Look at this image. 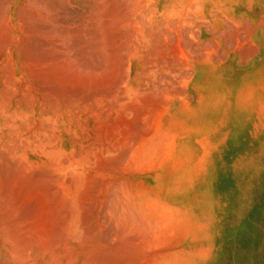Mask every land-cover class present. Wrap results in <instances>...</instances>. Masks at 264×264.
Here are the masks:
<instances>
[{
    "label": "bare ground",
    "instance_id": "bare-ground-1",
    "mask_svg": "<svg viewBox=\"0 0 264 264\" xmlns=\"http://www.w3.org/2000/svg\"><path fill=\"white\" fill-rule=\"evenodd\" d=\"M102 1H104V0H100L101 3H102ZM115 1H116V3L118 2V0H114V3H115ZM131 1H134V0H131ZM131 1H130L129 6L134 7L136 4L131 2ZM136 1H139V0H136ZM143 1H145V0H143ZM148 1L149 0H147V2L146 1L145 2L149 3ZM150 1L152 2L153 0H150ZM155 1H159V0H155ZM195 1H196V3H198L197 5H200V6L204 5L206 3V0H178V1L171 0V3L172 2L173 3L179 2V6L176 3V5L178 6V9L176 10V16L174 15L175 12L171 11L172 9L174 10V8H172V5H171V8L169 9L170 14L172 12V16L170 18H172L173 15L175 16L174 20L172 18L174 25L170 24L171 20L170 21L168 20L169 24L167 22L166 23L169 26L170 25L174 26V28L173 27L172 28L175 29L174 31L176 32L175 34L177 35V38H176L177 44H178L177 50H179V53H182V54H183V52H185V54H186V52L189 54V52L187 51L188 45H189L188 39H190V38L194 39L193 36H195V34H196L195 31L197 30V29L196 30L191 29V26L195 22L194 18H192V17H194L195 14L192 16L193 12H191L194 10V9H192V7H195V6H193L192 2H195ZM207 1H209V0H207ZM237 1H239V2H237ZM237 1L236 0H230V1H226V2H229L228 6L230 9L235 8V9L241 10L243 13H245L248 17L251 18V19H249V20H251V22L252 21L254 22L253 23V27H254L253 30L255 32H254V35H252V38L255 39V38L261 37L260 31H262V29L260 27H261V25L263 26V23H261V22L263 21L262 17H264V0H255V1H258L257 3L255 1L251 2V3H248V2L245 3L244 0L241 2H240V0H237ZM106 2H107V0H106ZM120 2H121V0H120ZM120 2H118V4ZM162 2H166V5L169 3V5H170V0H162ZM37 3H39V2H37ZM109 3L111 4L113 2H109ZM126 3H128V2H126ZM132 3H133V5H132ZM156 3H155V5H159L158 2H156ZM95 4H98V2H96ZM102 4L104 5V3H102ZM143 4L144 3H142V5ZM163 4H165V3H163ZM247 4H249V5L247 6ZM5 5H6V3H5ZM5 5H3V6H5ZM117 5H115V6L117 7ZM121 5H119V6L121 7ZM145 5H143V6H145ZM152 5L154 6V4H152ZM161 5H162V3H161ZM161 5L159 7H161V10H163L162 8H164V7H162ZM44 6H45V4H44ZM100 6H101V4H100ZM108 6H109V4H108ZM113 6H114V4H113ZM200 6H198V7H200ZM216 6H217V4H216ZM220 6L221 5H219V7ZM6 7H9L8 4ZM106 7H105V9H106ZM126 7L130 9V7H128V4ZM146 7H147V5H146ZM173 7H175V6H173ZM21 8L22 7H20V9ZM127 8L124 7L123 9H127ZM3 9H4V7H3ZM28 9H30V8H28ZM33 9H34V12H31L32 9H30L29 13L26 12V10H25L27 16H25V12L22 11L24 13L23 16H25L24 20H28L26 18H29L28 21H30V19H32L31 21L33 22L34 18L40 16L39 12H41V11L37 10L36 8H33ZM35 9H36V11H35ZM133 9H135V8H133ZM139 9H140V7L137 9V12L139 11ZM1 10L2 9H0V13H1ZM155 10L152 9V11H154L153 13L156 12ZM161 10L159 9V11H161ZM169 10H167V12H169ZM195 10L198 12L197 9H195ZM208 10H209V8H208ZM100 11H101V9H100ZM103 11H104V9L102 10V12ZM115 11H118V9ZM123 11H124V14H123ZM123 11L119 10L117 13L115 12L116 15L113 14V16L110 13L112 18H110V19L108 18L109 20H106L107 24H106L105 31H106L107 36L105 35V33H104V36H105V39H107V40L109 39L110 45H108V47L104 45L103 47L109 48V46H110L111 47L110 49H112V53L115 54L114 55L115 57L113 56V58H115V59H116V54L118 55L121 53L120 49L122 48V45L124 44V39L128 36V35L125 36L126 35L125 33H123L124 35H122L118 31L119 29L116 30V27H118V26H116L118 23V19L120 17H122L121 15L125 16L126 11L125 10H123ZM127 11L129 12L130 10L127 9ZM133 11L130 12L133 16L131 14H128V12H126L127 15H130L128 17L132 16L131 17L132 19H134L136 17L133 14L135 12H133ZM135 11H136V9H135ZM210 11H211V9H210ZM147 12H149V11H147ZM173 12H174V14H173ZM213 12H214V10H212V13ZM150 13H151V11H150ZM162 13L163 12H161V15H162ZM34 14H36L37 16L36 15L34 16ZM217 14H218V11H217ZM18 15L21 17V13ZM97 15H98V13H97ZM102 15L103 14H101V16ZM127 15L125 16L126 18H127ZM136 15H139V13L138 14L136 13ZM146 15H147V13H146ZM164 15H162V16H164ZM209 15H210V12H209ZM19 16H18V18L20 20L21 19L23 20V18H20ZM28 16H30L31 18ZM99 16H100V14L97 16L98 20L93 17L95 19V20L94 19L93 20L95 22L97 21L96 22L97 26H98L97 23H101V22H99V19L101 18V16L100 17ZM104 16L107 17L108 15L107 16L104 15ZM104 16H103V18H104ZM2 17L0 19H2ZM153 17H154V15H153ZM235 17H237V16H235ZM103 18H101L100 21ZM124 18L123 19L120 18L121 21L120 20L119 21L120 22H122V21L127 22L128 21V23L130 22L129 18L126 20H124ZM142 18H145V17L142 16ZM225 18H223V19H225ZM146 19L149 20L148 17ZM195 19H196V15H195ZM197 19H198V17H197ZM227 19H231V18L229 17ZM140 20L142 21V19H140ZM154 20H156V19H154ZM200 20H202V18ZM200 20H198V21H200ZM56 21H57V19H56ZM88 21H90V20H88ZM106 21H105V23H106ZM137 21L139 22V19ZM149 21H151V20H149ZM149 21L146 22L147 23L146 25H149V23H148ZM161 21L164 22V20H161ZM225 21H227V20L225 19ZM233 21H234V19H233ZM241 21L242 20H240L239 22H241ZM247 21H248V19H247ZM25 22H27V21H25ZM25 22L23 21V23H22V21H21L20 23L25 25L26 24ZM153 22L155 23V21H153ZM153 22H152V24H153ZM203 22H201V25L203 24ZM207 22H204V24ZM229 22H230V20H229ZM231 22H232V20H231ZM28 23H30V22H28ZM31 23L29 25L33 27V25H31ZM225 23H223V25ZM40 24L42 25V23H40ZM137 24H139V23H137ZM143 24L144 23H142V25ZM156 24H157V22H156ZM232 24H234V23L232 22ZM2 25H3V23H2ZM23 25H21V27ZM119 25H120V23H119ZM153 25L149 29V31H150V32H148L149 36H151V34L155 35L154 32H156L160 29V28L157 29L155 27L156 25L153 27ZM195 25H196V23H195ZM195 25H194V27H195ZM209 25H210V23H209ZM5 26H7V25L5 24ZM101 26H103V25H101ZM129 26H131V24H129ZM241 26H242V24L238 26L239 28L236 26H233V28L236 27L237 29L236 28L235 29L238 32V30H241V28L243 27V26L242 27ZM98 27H100V25ZM122 27H124V26H122ZM141 27L143 28V26H141ZM145 27H147V26H145ZM158 27H160V26L158 25ZM187 27H190V33H188V35L191 36L190 38H188L186 35H184L185 33H187L186 32ZM206 27H208V26H206ZM23 28H25V30L28 29L26 26H24ZM29 28L32 31L33 28H31V27H29ZM135 28H134V30H135ZM155 28H156V30H155ZM197 28H199V27H197ZM244 28H245V26H244ZM144 29H146V28H144ZM147 29H148V27H147ZM169 29L170 28L168 27L166 32ZM211 29L208 32H211ZM23 30L20 29V32H22ZM139 30H142V29L140 28ZM162 30H163V28L161 29V31ZM236 30L233 33H237ZM27 31H29V29ZM62 31H63V33L65 32L64 30H62ZM137 31H138V29H137ZM142 31H141V34L143 36ZM164 31H165V29H164ZM172 31L173 30L171 29V32L168 31L166 34H171ZM192 31H194L193 32L194 35L192 34ZM60 32H58V33H60ZM93 32L95 33V31H93ZM100 32H103V31H100ZM3 33H4V31H3ZM7 33H8V30H7ZM29 33H31V32H29ZM63 33H60V34L63 35ZM70 33H68L66 35H69ZM139 33H140V31H139ZM198 33H199V31L197 32V35H198ZM84 34H86V33H84ZM127 34H129V31ZM130 34L132 35V32ZM133 34H135V33H133ZM247 34L249 35V32ZM4 35H6V33ZM47 35H49V34H47ZM102 35H103V33H102ZM240 35L241 34L239 33V36ZM132 36L134 37V35H132ZM149 36H147V37L149 38ZM1 37H0V41L4 42V38H6L7 36L6 37L3 36V38H1ZM62 37H64V39L67 38V37L65 38V34L63 36H61V39H62ZM140 37H141V35H140ZM143 37H142L143 39L146 38L145 34ZM154 37H156V35ZM157 37H159V36H157ZM167 37H169V36H167ZM170 37L173 38V36H170ZM241 37H243V36H241ZM28 38H30V37H28ZM46 38H47V36H46ZM58 38H60V37H58ZM78 38H79V36H78ZM136 38H137V36H136ZM138 38H139V36H138ZM138 38H137V40H138ZM32 39H34V38H32ZM101 39L99 38V41ZM140 39L141 38H139V40ZM150 39L153 41L154 40L156 41L157 38H155V39L150 38ZM20 40H22V39L20 38ZM51 40H52V38H51ZM129 40H130V38H129ZM151 40L148 42L150 43ZM158 40H159V42H161L160 40H162V39L160 38ZM158 40H157V42H158ZM102 41H105V40H101V43H102ZM193 41H191V43ZM201 41H203V40H200V43L202 44ZM23 42H24V40H23ZM148 42H145V43L147 44ZM157 42H155L156 45L159 44ZM4 43H6L4 45H7V47L8 46H14V53L16 54V57H15L16 61H14L15 68H13V73L11 72V74H13V77H12L13 80L10 79V77H9L10 74L8 75L7 73H5L3 75V73H2V75L4 77L2 76L1 79H4V81L3 80L0 81V161L5 159V161H2V162H5V164H6L5 167H9L8 168L9 171H7V172L4 171V172L7 173L5 175L10 174L12 176V179L9 177L10 175L8 176L10 178L9 179L10 180V182H9L10 186L16 185L15 187L17 189V186H19V184L18 185L15 184L16 182H18L20 184L23 183V185H24V183L29 184L35 191V193L33 195H31V197L32 196L34 197L35 194L38 193L39 200L36 203V205H37L36 207H39V208L36 210H39V211L43 210L42 216L38 215L40 217V220H38L39 218L36 217L37 212L35 210L36 214L34 217L37 218V220L39 221V222L37 221L38 223L35 220H33V221H30L31 225H29V223H27L28 221L25 219L26 221L25 220L24 221L29 226L25 225L24 228L22 229V231H21V228H19L20 230H17L18 228L17 229L13 228V225H11V224H14L13 222H11V224L8 225L6 227V229H4L5 225L3 226L4 228L2 227L5 231H4V235H1L3 231L2 232L0 231V235L2 237H4L1 240L5 239L6 242H8V241L11 242V245H10V243H8L10 245V246H8V248H3V249H7V255L9 256V258L12 259L13 262L14 261L15 262L18 261L19 263L21 262L20 264H22V262L25 264H164L163 260L165 261V264H206V259H208L210 257V255L213 254L212 250H214L212 245H210V244H209V246L204 245L206 243V239H207L206 231L208 230L206 228V222L204 223V228L196 227V228L190 229L191 233L193 234L190 241L199 242L200 245L202 246V248L201 247L198 248L199 251L198 250L197 251L189 250L190 247L187 248L188 247L187 246L186 250L178 251L177 255L174 256L173 259L167 260L166 258H168L171 249L174 248L173 246H172L173 248H171V245L173 242L172 243L170 242L171 244L169 243V246H167V243L165 244V242H163L167 247L166 250L159 249V242H160V239L162 236V231H164V227L168 226V225L166 226L167 223L174 224L177 227V229H175V227L173 226V229L175 231H177L179 233L184 232V234H186V232L182 229V227L178 226V225L181 226V223L184 225V223H183L184 220H183L182 214H183V212H186V210L188 208V204L191 205V203L188 200L189 197L185 196V191H183V189H182V192H180V194H179L182 199L176 200L177 203H175L174 200L168 201V199L157 195L156 192H154V194L156 196L151 195V194L147 193V190L145 188L149 187V185H146V183L150 184V180L153 179L152 175L154 174V172H158L162 169V171L164 173L163 175L167 176L166 172L170 171V170H168V171L164 172L165 167H167V164H168L167 161H164L161 164H159V163L155 164L157 158H159L161 160L160 153H159L160 149H162L163 147H166V150L168 152L166 151L167 157H165V159L166 160L168 158L173 159V158H175L177 153H179V150L184 151V149H186L187 147L190 146L189 145V146L185 147V145L191 144V140H194L196 142L197 146H194V147L197 148L198 151H200V155H199L197 161L194 162L191 166V169L193 170V174L191 175V179H192V181L194 180V182L197 184V188L199 190V197H204V195L206 194V189L217 188V187H215V183L217 182V177H218L220 169L217 167L218 166V161H217L218 158L216 159V156H217L218 152L220 153V151L223 150L225 148V146L228 144L230 134H231L230 132H228L229 130H227V132H224V130H222L220 128L221 123H222L221 111H218L217 105L221 104V102H222V100H220V97L222 94L221 93L222 88H221V90H220V88H218L219 92L213 96V101H211V105H210V106H212V105L213 106L211 107L207 116H205V117L209 116L208 119H210L209 121L211 123L210 122H208V123L207 122H203V123L197 122L198 124L196 123L197 125L194 126V127H196L195 134H193L194 133L193 131H190V127L189 128L187 127L189 124V121H188V123L181 122L180 121L182 119L181 115H178L176 113L170 115V116H173V119H175V122L177 124V127L175 129L167 130L166 129V127H167L166 120H164V117H162L163 118L162 122L159 121L158 119H156L157 122L159 121L161 125L156 126L157 128H160V131L155 132V129L153 130L149 126V124H151L149 122L153 121V119L155 118L154 116H156V114H154V113H156V111H154V113L150 114L151 113L150 110H152L151 107L153 106L152 105V106H149L150 110L147 109V110H149L150 113L148 111H146V113L144 112V114H140L138 116L139 121H138V118H136L137 119L136 121H138L137 123H130L129 122L130 123L129 124L128 121H125V120L123 121V123L121 124L122 128H120L122 132L120 131L121 133H119V135L122 134V135H120L121 137L118 138L117 142L114 141V142L108 143V146H109V144L113 145L116 143L115 145L117 146V144H118V147L121 148V150H119L116 147H114V148H116V150H119L121 152L116 151L117 156L114 155L115 153L113 152V155L116 157L114 158L113 156H110V157L114 158V159L112 158V161H110L111 160L110 159L109 160L110 162L99 161L97 163V161L99 159V157H98V159L96 160V163L91 161L92 163L95 164L94 166L93 165L89 166L90 163H89V165L86 164V163H88L87 161H85L86 163L82 162L83 164L80 165L82 160L79 159L80 153L76 152V150H79V149H81V150L88 149L89 150V148H84V147H85V145L88 146V142H90V140L92 139L91 137H93V135H95L94 133H95L96 129H98L96 126L94 127V125L96 124L95 121H93L92 119H91V121L87 120V119H90L89 117L87 119H85L88 115L86 117H83V113L90 114L91 110L94 112L98 108H95V110H93V107H92V109L88 113L87 110H86L87 112L85 111V106H87L88 104L93 102V101H90V98H92V97H96L97 95L100 96L104 93L105 94L110 93L111 95L114 94L113 90H114L116 84L117 83L119 84L118 81H122L123 79L126 78V76L124 77L125 73L123 71V68L126 65V62H127L126 59L127 58L125 59L124 56L118 55L117 58L120 56V58H118L119 60L116 61L118 64H114L115 59H114V62L112 61L114 64L113 69H114L115 65H118V66H115V67H117L115 69L117 71L114 70L115 74H114V72H112V74H114V76L112 75L113 78H112L111 74H110L111 77L108 76L111 78V79L109 78V80L107 78L106 80L103 79L102 81H96V82L91 81L92 83H88V82L83 83L81 80H80L81 82H79V80L76 79L74 81L72 80L73 82H67V81L62 80V77L60 76L61 74L59 75L58 73H54L56 69H58V71L61 70V69H59L60 66L58 68L56 67L54 72H52L54 68L53 69L43 68V66L47 65L45 63H44V65L43 64L40 65L41 63L38 64V66L40 65L42 67L41 68L40 66L39 67L37 66L38 69L26 66L28 63H26V65H25V63H21V65H17V60H19V45L20 44L17 42V40H14V39L12 40L11 38H9V39L7 38V41L5 39ZM101 43L99 45H101ZM134 43L135 42L132 43L133 49L135 46ZM143 43L144 42L142 41V44L141 43L140 44L143 45ZM175 43H176V41H175ZM33 44H34V42H33ZM53 44H55V46L58 45L57 43H53ZM151 44H152V42H151ZM22 45L20 47H22ZM50 45H52V44H50ZM97 45H98V43H97ZM156 45H154V46L152 45L153 48L157 47ZM59 46L61 49V47H62L61 44H59ZM59 46H56V47L58 48ZM152 46L150 45L149 47L152 48ZM174 46H176V45H174ZM192 46H193V44H191V46H189V47L191 48ZM203 46H205V45H203ZM63 47H64V45H63ZM103 47H102V49H103ZM143 47H144V45H143ZM25 48L27 49L30 47H25ZM137 48L138 47L135 46L136 51H137ZM229 48H231V47H229ZM21 49H23V48H21ZM42 49H43V47H42ZM56 49H53L50 51H56L57 52L58 50H56ZM63 49L59 50V51H63ZM99 49H101V48H99ZM171 49H172V47H171ZM171 49L169 48V50H171ZM45 50L46 49H44V51ZM105 50H106V48H105ZM139 50L137 52H139ZM35 51L38 52V50H35ZM59 51L57 52L58 53L57 59H58V57L59 58L61 57L59 55H62L59 53ZM81 51H83V50L81 49ZM103 51L101 50V52H103ZM107 51H109V50H107ZM172 51L176 52V50H172ZM49 52H47L48 55H47V53H46V55L45 54L44 55L49 57L50 53H52V52H50V53ZM104 52L101 54H104ZM133 52H135V50H133ZM21 53H23V52H21ZM243 53H245V52H243ZM54 54H56V53L54 52L52 55L54 56ZM133 54H135V53H133ZM137 54H139V53H137ZM151 54H152V52H151ZM171 54H172V52H171ZM188 54H186L187 59L189 57ZM25 55H26V53H25ZM173 55H174V53H173ZM45 56H43V57L45 58ZM164 56L165 55L163 54V57ZM10 57L11 56H8V58H10ZM32 57H33V60L36 61L37 56H35V59H34V56H32ZM125 57H127V54ZM166 57H167V55H166ZM175 57L176 58L178 57L179 59H176ZM175 57H174V59H176L180 62L181 60H183L185 55L183 56L182 59H180L181 57H179L178 55ZM0 58H1V55H0ZM10 59H9V61H10ZM37 59H39V58L37 57ZM46 59H48V58H46ZM53 59H55V57H53ZM174 59H172V60L175 61ZM187 59L184 58V60L186 62H187ZM42 60H43V62L46 61V60L44 61V59H42ZM9 61L7 60V62H9ZM54 61H56V60H53V62ZM62 61H63V59H62ZM64 61H66V60H64ZM185 61H182V62H184L183 65L180 63L181 67L187 66V65H185L186 64ZM50 62H52V60ZM58 62H60V61H58ZM4 63L1 64V61H0V64L2 66L4 65ZM66 63L68 64L69 62H66ZM175 63L177 65L178 62H175ZM202 63H205V60H203ZM129 64H130V62H129ZM157 64H158V61H157ZM230 64H231V62H230ZM51 65L53 66V63H51ZM128 65H127V67H129ZM154 65H155V63H154ZM174 65L175 64H173V66ZM4 66H3V71H4ZM62 66H61V68H63ZM65 66H68V65H65ZM180 66L178 67L179 68L178 72H180L182 70V69L180 70ZM33 67H35V65H33ZM97 68H98V66H97ZM170 68H167V69L170 71ZM172 68H171V70H172ZM175 68H177V66L174 67V70H175ZM182 68L186 69V67H182ZM42 69H44V70H42ZM68 69H69V67H68ZM99 69H102V68H99ZM87 70H89V69H87ZM166 70H164V71L166 72ZM174 70H172V71H174ZM176 70L174 71V73L177 72ZM187 70H188V66H187ZM0 71H1V69H0ZM3 71H1V72H3ZM126 71H128V70H126ZM172 71H170V72H172ZM194 71L197 72V70H195V69H194ZM8 72H9V69H8ZM64 72H66V71H64ZM229 72H230V70H229ZM69 73H70V71H69ZM96 74H97V72H96ZM129 74H130V72H129ZM134 74H135V72H134ZM172 74L173 73H171L169 75H172ZM226 74H228V72H226ZM133 75H132V77H135ZM137 75H139V74H137ZM146 75L145 76L143 75V77H146ZM179 75H180V73H179ZM196 75L198 76V74H196ZM199 75H200V73H199ZM189 76H190V74H189ZM0 77H1V75H0ZM195 78L196 77H193V75H192V76L188 77V79L187 78L181 79V81H183V80L186 81L187 86L195 85V84L199 85V83L202 84L201 85L202 90H200L201 91L200 96L212 99V96H209L207 86L204 87V84L201 82L202 79L200 78L197 82L196 81L194 82ZM161 82H162V80H161ZM161 82H160V84H161ZM149 83H150V81H149ZM183 83L184 82H182V84ZM128 85H130V83ZM131 85H132V83H131ZM179 85H180V87L182 86L180 83V80H179ZM127 87H129V86H126V88ZM153 87H152V89H153ZM186 87H184V90ZM126 90H124V92ZM137 90L138 89H136L135 93L133 92L132 94L133 95L136 94ZM150 90H151V88H150ZM184 90L182 93L184 95H186V93H184ZM112 91H113V93H111ZM128 91L130 92L131 90L129 89ZM128 91H126V93H125L126 95L130 94ZM132 91H134V90H132ZM156 91L157 90H155V92ZM161 91L163 92V90H161ZM166 92L168 95L169 91L166 90L165 93ZM182 93L180 92L179 95H182ZM115 94H116V92H115ZM164 94L162 96H165ZM174 94H175V92H174ZM111 95L110 96L108 95V98L112 97ZM119 95L122 96L123 93H119ZM119 95H117V96H119ZM126 95H123V96H126ZM169 95H172V96L170 97ZM169 95L168 96L170 98L174 99L173 93L169 92ZM175 95H177V94H175ZM106 96H107V94L103 95V98H105ZM123 96H122V98H123ZM135 96L137 97V94ZM156 96H157V94H156ZM130 97H134V96H129V99L127 98V100H130V102H131ZM187 97L188 96H186V98H184V99H186V100L190 99V98L187 99ZM108 98H107V101L109 100ZM122 98H121V100H119V99L118 100L123 102ZM114 99H115V97H114ZM137 99H139V98H137ZM110 100H111V98H110ZM118 100H115L116 102L115 101L114 102L117 103ZM125 100H126V98L124 99V101ZM170 100L167 97V99H163V101H161V99L158 101L159 102L161 101L160 102L161 104H162V102L165 104V103L169 102ZM181 100L183 101V99H181ZM111 101H113V100H111ZM134 101H135V99H134ZM148 101H150V100H148ZM158 101L156 102L157 106L159 103ZM104 102H106V100ZM104 102H103V104H105ZM130 102H128V103H130ZM137 102H139V100ZM188 102L189 101H187V103ZM106 103H109V102H106ZM132 103H133V101H132ZM122 105H123V103H122ZM154 105H155V103H154ZM181 105H184V103L182 102ZM82 106H84L83 113L80 110L79 111L81 113H79V114H77L78 112L76 114H75V112L74 113L70 112L71 108L77 107V109H79V108H82ZM127 106H128V104H127ZM131 106L134 108L135 107L134 103H133V105L130 104V108H131ZM144 106H145V104H144ZM94 107H95V105H94ZM110 107H112V106H110ZM154 107H156V106H154ZM166 107H164L162 110H164ZM90 108H88V109H90ZM157 108H159V107H156L155 109H157ZM100 109H98V110H100ZM104 109H102V110H104ZM111 109H109V110H111ZM140 109H142V108H140ZM159 109H161V108H159ZM159 109H157L158 114L160 111ZM167 109H169V108L167 107ZM115 110H116V108H115ZM113 111L114 110H112V112ZM126 111H127V109H126ZM130 111H131V109H130ZM105 112H107V111H105ZM114 112L116 113V111H114ZM147 112L149 114H147ZM117 113H119V112H117ZM122 113H123V110H122ZM160 113H161V111H160ZM132 114H134V113H132ZM164 114H166V113L164 112ZM164 114H162V116H164ZM85 115L86 114H84V116ZM118 115H120V113ZM122 115L120 117H122ZM91 116H94L93 113H91ZM108 120H109V118H108ZM122 120H123V118H122ZM105 121H107V120H105ZM117 121L119 122V119ZM136 121L134 120L133 122H136ZM178 121H180V122L178 123ZM92 123L93 124L95 123V124L93 125ZM102 123H103V121H102ZM145 124L148 125V128H150V129H148L147 126H145L146 127L145 128L144 127ZM101 125L102 126H100V125L99 126L103 127V124H101ZM111 125H113V123ZM151 126H153V125H151ZM156 127H154V128H156ZM94 128H96V129H94ZM157 128H156V131H157ZM99 129H101V128H99ZM107 129H111V128L108 127ZM116 130H113L111 132L115 133ZM97 131H96V133L98 134ZM106 131H108V130H106ZM109 132H110V130H109ZM109 132L106 134V136L108 135L107 139L110 141V139H113V138L111 136V138L109 139V136L112 135V133H110V135H109ZM102 133L100 132L99 136ZM104 133H105V131H104ZM116 133H118V132H116ZM97 138H99V137L97 136ZM97 138L95 137L94 139H96L98 141ZM100 138H99V140L102 141L103 139H100ZM97 141H94L97 143L95 146L98 145V147L100 149L102 147H104L103 144H105V142L102 143V147H101L100 142L98 141L100 144L99 145ZM94 142H91V143L94 144ZM107 142H106V144H107ZM191 145H193V144H191ZM108 146H106L107 150H108ZM113 146H112V148L110 147L111 150H109V151H112V149H114ZM103 149H106V148L104 147ZM97 150H98V148H97ZM86 151L84 150L83 153H85ZM100 151H102L101 155H102V153L106 152V150L105 151L100 150ZM162 152H164V151H162ZM89 153H91V152H89ZM106 153H109V152L107 151ZM95 154H96V152L93 153L92 156ZM99 155H95V157L97 158V156H99ZM87 156H89V155H86V157ZM82 157H81V159H84ZM85 160H89V158H87V159L85 158ZM90 160H93V158L92 159L90 158ZM90 160H89V162H90ZM101 160H105V159L101 158ZM162 160H164V158H162ZM11 163H13V164H11ZM84 164H86V166ZM145 165H147V166H145ZM182 165L183 164H179V166H182ZM148 169H150V170H148ZM4 170H6V168H4ZM0 171H1V169H0ZM34 174L35 175L37 174L38 176H35ZM213 176L216 178L215 183H214L215 179L213 180ZM156 177L158 178L157 174L155 173V178ZM5 178H6V176H5ZM3 179H4V177L1 178V180H3ZM6 180H7V178H6ZM161 180H163V179L161 178ZM164 180H165V178H164ZM164 180H163V182H164ZM23 185L18 187V189H17L18 193L20 192L18 190H20V188ZM51 185L53 188H51ZM30 186H29V188L31 189ZM1 187L4 188L2 185H1ZM23 188H25V186ZM29 188L27 186V188H25V189H28L29 194H31L32 192L29 190ZM7 189H9V188H7ZM10 190H11V188H10ZM21 190H24V189H21ZM1 191L4 192L5 189L1 190ZM24 191H22L23 196L25 193ZM5 192H8L9 194L11 193L9 190L5 191ZM28 192H26V193H28ZM12 193H13V191H12ZM9 194H8V197H9ZM29 194H27L28 197H27V195H25L24 198L25 199L29 198V196H30ZM12 195H14V194H12ZM23 196H22V198H23ZM36 196H37V194H36ZM6 198H7V195H6ZM11 198H14V197H11ZM18 198H20V202H21V200L22 201L25 200L24 198L21 199V194H20V197L18 195ZM3 200H4V198H3ZM35 200H36V198H35ZM29 201H30V199L28 200V202ZM5 202H7V201H5ZM26 203L27 202H25L23 204H26ZM0 206H1L2 210L5 207V205L2 204L1 201H0ZM29 206H31V205H28V207ZM16 207H17V205H16ZM23 208H25V207L23 206ZM4 209H6V208H4ZM10 212H7V213L10 214ZM12 212H13V210H12ZM14 212H15V210H14ZM20 213L22 214V212H20ZM29 213H30V211H29ZM166 213L169 216V218H168V216L166 217V215H165ZM1 214H2V212H1ZM13 214H15V213H13ZM32 215H34L33 212L31 215L29 214L28 216L31 217ZM11 216H14V215H11ZM76 216L77 217L79 216L78 221H77ZM30 217H29V220H30ZM34 217L31 219H35ZM9 218H13V217H9ZM16 218H18V215ZM2 220H5V219H2ZM193 220H194V217H193ZM195 221H196V219H195ZM19 222L22 223V221H20V220H19ZM9 223H6V224H9ZM209 224H210V234H211L212 230H213V225L210 221L207 222V225H209ZM1 225H3V224H1ZM14 227H15V224H14ZM16 227H18V226H16ZM19 227H21V225ZM2 228H0V229H2ZM200 229H202V230H200ZM196 230H199L200 234L197 235L195 233ZM171 233H172V230L170 231V229H169V230H167V232L163 233V236L164 237L167 236V238H170ZM182 235H183V233H182ZM1 244H3V243L1 242ZM154 245H156V247L152 248V246H154ZM146 246H151V249H149V251H147L145 249ZM160 247L162 248V245ZM178 256L183 257L180 262L176 261L177 260L176 258ZM39 260H42V262L40 263ZM5 263L9 264L7 262H5ZM5 263H3V264H5Z\"/></svg>",
    "mask_w": 264,
    "mask_h": 264
},
{
    "label": "rangeland",
    "instance_id": "rangeland-1",
    "mask_svg": "<svg viewBox=\"0 0 264 264\" xmlns=\"http://www.w3.org/2000/svg\"><path fill=\"white\" fill-rule=\"evenodd\" d=\"M36 1L39 3H37ZM130 1L131 0H128V1L127 0H121V2H120V0H118V2H120L118 4V2L116 3V1L114 3V0H112V1L107 0V2H106V0H104V1H102V3H104V5H103L100 2V0H98V1L97 0H58V1L57 0H52V1L51 0H0V9H2L1 13H0V18L3 15L5 16V17L3 16L4 18L2 17V19H0L1 20L0 21L1 22L0 28L1 29L3 28L2 30L0 29L1 30L0 31V37L2 36L1 38H3V36H5V37L7 36L6 38H4V42H5V39L7 41V38L8 39L11 38L12 40L13 39L17 40V42L20 44L19 45V60H17V65H21V63H25V65H26V63H28L26 66H29L31 68H37L38 64L41 63L40 65H42V64L44 65V63H45L47 65L43 66V68H45V69H47V68L53 69L54 68L52 72H54L56 67L58 68L60 66L59 69H61V70L58 71V69H56L54 73H58L59 75L61 74L60 76L62 77V80L67 81V82H73L76 79L79 80V82L82 81L83 83H86V82L92 83V82H96V81H102L103 79L106 80L107 78L109 80V78L112 75L114 76V74H115L114 70L117 68L115 66H118V65H115L114 69H113V65L118 64L116 62L117 60H119L118 58H120V56H124L125 59L127 58L126 59V61H127L126 65L123 68L124 73L125 74L127 73L126 75L123 73L124 77L126 76L127 79L125 78L122 81H118L119 84L118 83H117L118 85L116 84V86L113 90L114 91L113 95H111L110 93L109 94L106 93L107 94L106 97L108 98V95L109 96L111 95L112 97H110V98L113 101H111L110 98H108L109 99L108 101H107L106 97H105L106 99L103 98V95H106L105 93L100 95V96L97 95L96 97L90 98V101H93V102H91L92 104L89 102L91 105L88 104L87 106H85V111L87 110L89 113L90 110L92 109V107H93V110H95V108H98V109L101 108L100 110L96 109L94 111L95 113L91 110V113H93L94 116H91V113L90 114L83 113L84 106H82V108H79V109H77V107H73L70 109L71 113L75 112V114H76L78 112L77 114H79L82 112L83 117H86L88 115L85 119H87L89 117L90 119H87V120L91 121V119H92L93 121H95L96 124L95 123H94L95 125L93 123L92 124L94 125V127L96 126L98 128V129L94 128V129H96V131L98 130L97 131L98 134L94 130L95 135H93V137L97 138V136H98L99 138L101 137L100 139L104 140V141L102 140L103 141L102 142L101 140H99V138H97L101 144V147H102V143L105 142V144H103V145L106 149H103L104 147H102L100 149L98 147V145L95 146L97 143L94 141H97V140L94 139L93 137H91L92 139L90 140V142H88V146L85 145V147H84V148H89V150L84 149L85 151L87 150L85 153H83L84 150H81V149L76 150V152L80 153L79 159L82 160L80 165L83 164L82 162L86 163L85 161H87L88 163H86V164L89 165V163H90L89 166H92V165L94 166L95 165L94 163H96V160L98 159V157L100 160L98 159L97 163L99 161H104V162L112 161V158L113 157L115 158L117 156V152H121V151H119V150H121V148L118 147V144L116 146L115 145L116 143L113 144L114 146L112 144H109V146H108V143L114 142V141L117 142L118 138L121 137L120 135H122V134L119 135V133L122 132L120 128H122L121 124L123 123V121L125 120V121H128V123L129 122L130 123H137L139 121L138 116L140 114H144V112L146 113V111L149 112V110H150L149 106H152V105H153L152 106L153 108L151 107V109L153 111L150 110L151 113L150 112L149 113L152 114V113H154V111H156V113H154V114H156V116H154L155 118L153 119V121L149 122V123H151V124H149V126L153 130L155 129V132L160 131V128H157L156 126L161 125L159 121H161V122L163 121L162 117H164V120H166V124H167L166 129L167 130L175 129L177 127V124L175 122V119H173V116H170V115L176 113L178 115H181V118H182L180 120L181 122L188 123V121H189V124L187 127L188 128L190 127V131H193L194 132L193 134H195L196 127H194V126H196L198 124L197 122H201V123L210 122L209 121L210 119H208L209 116L208 117H205V116H207L211 107L213 106V105L210 106L211 101H213V96L219 92L218 88H220V90L222 88V90H221L222 94L220 97V100H222V102H221V104L217 105L218 111H221L222 123H221L220 128L222 130H224V132H227V130H229L228 132H230L231 134H230L228 144L225 146V148L223 150L220 151V153L218 152V154L216 156V159L218 158L217 159V161H218L217 167L220 169L216 183H215L216 178L213 176V180L215 179L214 180L215 187H217V188H214L216 191L214 189H211V188L206 189V194L204 195V197H199V190L197 188V184L194 182V180L192 181V179H191V175L193 174V170L191 169V166L194 162L197 161V159L200 155V151H198V149L194 147V146H197V144L194 140H191V144H193V145H191V144L185 145V147H187L189 145L190 146L187 147L186 149H184V151L179 150V153H177V155L173 159H169V158L167 160L165 159V157H167V152H168L166 150V147H163L164 149L163 148L160 149V152H159L160 158H161V160H162V158H164V160L161 161L159 158H157L155 164H157V163L161 164L164 161H167L168 164H167V167H165L164 172H166L168 170H170V171L166 172L167 176L163 175L164 173H163L162 169L158 172H154V174L152 175L153 179L150 180V184L146 183V185H149L148 188H145L147 190V193H149L151 195H155L154 192H156L157 195L168 199V201L174 200L175 203H177L176 200L182 199L179 194H180V192H182V189H183V191H185V196L189 197L188 200L191 203V205L188 204V208H187L186 212H183V214H182V217L184 220V222H183L184 225L181 223V226H180L176 223L179 227H182V229L186 232V234H184V232L179 233V232L175 231L173 229V226L175 227V229H177V227L174 224L167 223L166 226L167 225L168 226L164 227V231H162V236H161V239L159 242V249L166 250L167 247L165 244L167 243V246H169V243L173 242L171 245V248H173V247L174 248L171 249L168 258H166L167 260L173 259L174 256L177 255L178 251L186 250L189 247H190L189 250L197 251L198 248L199 247L202 248V246L200 245L199 242L190 241V239L193 236L190 229H193L196 227L204 228V223L206 222V228L208 230L206 231L207 239H206V243L204 245L209 246V244H210V245H212V247L214 249V250H212L213 254L210 255V257L208 259H206V264H264V17H262L263 21L261 22V23H263V26L261 25V27H260L262 29V31H260L261 37L254 39V38H252V35H254V32H255L253 30L254 29V27H253L254 22L253 21L251 22V20H249L251 18L248 17L241 10H238L235 8L230 9L228 6L229 2H226V1H230V0H209V1L206 0V3L204 5H201V6L197 5L198 3H196V1L192 2L193 6L196 7V8L192 7V9H194V10L197 9L198 12L196 10L191 11V12H193L192 16L194 14L196 15V19H195V15H194V17H192V18H194L195 22L191 26V29L192 30L197 29V30L195 31V33H196L195 36H193V38L195 40L191 39L190 38L191 36L188 35V33H190V27H187V29H186L187 33H185V34L183 33L188 38H190V39L187 38L189 40L188 41L189 45H188V50H187L189 52V54L187 52H186V54H188L190 57V58L188 57V59H187L185 52H183V54H182V53H179V50H177L178 49V44H177V39H176L177 35L175 34L176 33L174 31L175 29H173L174 28L173 20H174V17L176 16V10L178 9L179 2L173 3L174 2L173 1L171 3V0H170V5H169V3L166 5V2H162V0H159V1L153 0L152 2L149 0L148 1L149 3H146L147 0H145L146 2L143 0H139V1L134 0L135 2L134 1H131V2L135 3L138 7L136 5L134 7L133 6L130 7L129 6ZM175 1H178V0H175ZM241 1H243V0H240V2ZM254 1L255 0H244L245 3L246 2L251 3ZM4 2L6 3V5ZM96 2H98V4H95ZM109 2H113V3L110 4ZM126 2H128V3H126ZM154 2L155 3L158 2L159 5H155ZM237 2H239V1H237ZM255 2L257 3L258 1H255ZM133 3H132V5H133ZM142 3H144L143 5L146 4L147 7H146V5L143 6ZM161 3H162V5H161ZM163 3H165V4H163ZM176 3L178 6L176 5ZM7 4L9 7H6ZM44 4L46 7L44 6ZM100 4H101V6H100ZM108 4H109V6H108ZM113 4H114V6L118 4L117 7L121 4L122 5H121V7L119 6L120 8L119 7L117 8L116 6L114 7ZM127 4H128V7H130V9L126 7ZM152 4H154V6ZM216 4H217V6H216ZM3 5H5V6H3ZM160 5L162 7H164V8H162L163 10H161V7H159ZM171 5H172V8H174V10L172 9L171 11L175 12V14L173 12V14L175 15V16L173 15V17H172L173 20H172V18H170L172 16V12L170 14V10H169L171 8ZM219 5H221L220 6L221 8L219 7ZM248 5L249 4H247V6ZM19 6L22 8L20 9ZM123 6L130 11L128 12L127 9H123L124 8ZM173 6H175V7H173ZM198 6H200V7H198ZM3 7H4V9H3ZM105 7H106V9H105ZM139 7H140L139 11L140 10L141 11L137 12V9ZM28 8L32 9L31 12H34L33 8H36L37 10L41 11V12H39L40 18L39 17L34 18V20H33L34 23L31 21L32 19H30V21H28L29 18H26L28 20H24L25 16H27L26 12L29 13V11H30V9H28ZM133 8H135L136 11ZM208 8H209V10H208ZM36 9H35V11H36ZM100 9H101V11H100ZM103 9H104V11L102 12ZM117 9H118V11L119 10H121V11L125 10L126 12H128V14H131L130 12L134 10L133 12H135V13H133V12L132 13L136 17L135 18L133 17L135 19L134 20L131 18L133 16L132 14H131L132 15L131 17H128L130 15H127L125 12V16L127 15V18L123 15H121L122 17H120V18L123 19L125 17L124 20L129 18L130 22L129 23H128V21L127 22H124V21L120 22L121 21L120 18L118 19V23L116 25L118 27H116V30L119 29L118 31L122 35H124L123 33H125L126 34L125 36H127V35L128 36L124 39V44L122 45V48L120 49L121 53L118 54L120 56L117 58L118 55L116 54V59H115V58H113V56L115 54L112 53V49H110L111 47L109 46V48H107L108 45H110V44H109V39L108 40L105 39L104 33L107 36L106 31H105L106 24H107L106 20H109L110 18H112L111 15L113 16V14H115V12L116 13L118 12V11H115ZM152 9H154V10L156 9L155 10L156 12L153 13L154 11H152ZM159 9L161 11H159ZM210 9H211V11H210ZM25 10H26V12H25ZM167 10H169V12H167ZM212 10H214L213 13H212ZM216 10L218 11V14H217ZM22 11L25 12V16H23L24 13ZM147 11H149V12H147ZM150 11H151V13H150ZM161 12H163V13L165 12L164 13L165 15L162 13V15H164V16H162ZM209 12H210V15H209ZM20 13H21V17L18 15ZM97 13H98V15L100 14V16H101V14H103L101 16V18H103L104 15H106V16L108 15L107 17L104 16V18L101 21H100L101 18L99 19V22H101V23H97V24H98V26L100 25L101 28L96 25L97 21L96 22L94 21L95 19H97V16H98ZM110 13H111V15H110ZM136 13L137 14L139 13V15H136ZM146 13H147V15H146ZM123 14H124V11H123ZM35 15L36 14H34V16ZM141 15L145 18H142ZM153 15H154V17H153ZM18 16L20 18H23V20L22 19L20 20L18 18ZM146 16L151 21L147 20ZM235 16H237V17H235ZM28 17H30V16H28ZM197 17H198V19H197ZM222 17L223 18L226 17L225 19L227 21H225V19H223ZM229 17L231 19H227ZM201 18H202V20H200ZM56 19H57V21H56ZM138 19H139V22L137 21ZM140 19H142V21ZM154 19H156V20H154ZM233 19H234V21H233ZM247 19H248V21H247ZM88 20H90V21H88ZM104 20L106 21V23ZM161 20H164V22ZM168 20L169 21L171 20L170 24H173V25H170V26L167 25V23L169 24ZM198 20H200V21H198ZM229 20H230V22H229ZM231 20L235 25L232 24ZM240 20H242V21L239 22ZM21 21H22V23H23V21L24 22L27 21V22H25L26 24L28 22H30V23L32 22L31 25H33V27L29 25L30 23H28L27 25L26 24L23 25L20 23ZM147 21H149L148 22L149 25H146ZM153 21H155V23ZM203 21L204 22L208 21V22L205 23L206 24L205 25ZM152 22L154 25L152 24ZM156 22H157V24H156ZM201 22H203V24L205 26L203 24L201 25ZM2 23H3V25H2ZM4 23L7 26H5ZM40 23H42V25ZM119 23H120V25H119ZM137 23H139V24H137ZM142 23H144V24L142 25ZM195 23L197 26L195 25ZM209 23L211 26L209 25ZM223 23H225V24L223 25ZM129 24H131V26H129ZM241 24L243 27L241 26L242 27V28L240 27L241 30H238V32H237L236 27H238ZM21 25H23V26L21 27ZM101 25H103V26H101ZM152 25H153V27L156 25L155 27L157 29L160 28L158 31H156L157 33L154 32L156 37H154L155 35H153V34H151V36L148 35V32H150L149 29ZM158 25L160 27H158ZM194 25H195V27H194ZM24 26H26L29 29V31H27L28 29L25 30V28H23ZM122 26H124V27H122ZM141 26H143V28ZM145 26H147L148 29ZM206 26H208L209 28ZM233 26H236V27L233 28ZM244 26H245V28H244ZM29 27L33 28L32 31ZM168 27L170 28L168 30L169 32H171V29L173 30L171 34H166L168 32V31L166 32ZM197 27H199V28H197ZM134 28L136 31L134 30ZM140 28L143 31L145 30L144 31L145 33L142 30H139ZM144 28H146V29H144ZM156 28H155V30H156ZM162 28H163V30L161 31ZM20 29L21 30L24 29L25 31L23 30L22 32H20ZM137 29H138V31H137ZM164 29H165V31H164ZM210 29H211V32H208V31H210ZM7 30H8V33H7ZM62 30H64L65 32L63 33ZM235 30L237 33H233V32H235ZM3 31H4V33H3ZM93 31H95V33ZM100 31H103V32H100ZM128 31H129V34H127ZM139 31H140V33H139ZM141 31L143 33V36L145 34V37H146L145 39H143L144 37L142 36ZM198 31H199V33L197 35ZM29 32H31V33H29ZM58 32L63 33V35L65 34V38L66 37L67 38L64 39V37H62V39L64 40L63 41L61 39V36H63V35L58 33ZM131 32H132V35H134V37L130 34ZM193 32L194 31H192V34H193ZM248 32H249V35L247 34ZM5 33H6V35H4ZM68 33H70V34L66 35ZM84 33H86V34H84ZM102 33H103V35H102ZM133 33H135V34H133ZM239 33L241 34L240 36H239ZM47 34H49V35H47ZM140 35H141V37H140ZM222 35L223 36L225 35V36L223 37ZM46 36H47V38H46ZM78 36H79V38H78ZM136 36H137V38L139 36V38H141V39L139 40V38H138V40H137ZM147 36H149V38ZM157 36H159L162 39V40H160L161 42H159L158 39H160V38ZM167 36H169V37H167ZM170 36H173V38ZM241 36H243V37L245 36V37L243 38ZM19 37L22 40H20ZM28 37H30V38H28ZM58 37H60V38H58ZM32 38H34V39H32ZM51 38H52V40H51ZM99 38L100 39L102 38L101 40H105V41H102L103 44L101 43V40L99 41ZM129 38H130V40H129ZM150 38H153V39L157 38L156 41L155 40L154 41L157 42V40H158L157 43H159V44L156 45L155 42L153 40H151ZM23 40H24V42H23ZM150 40H151L152 44H151V42L150 43L148 42ZM200 40H203V41H201L202 44L200 43ZM142 41L144 42L143 43L144 47H143V45H141ZM175 41H176V43H175ZM191 41H193L194 43L193 42L191 43ZM4 42L0 41V53H1L0 54L1 55L0 61H1V64H3L5 62L4 65L5 66L7 65V66L5 67L3 65L4 66V71H3V66L0 64V66H1L0 69H1V71H3V72L0 71L1 72L0 73V75H1L0 81H2V80L4 81V79H1V78L5 73H7L8 75L10 74L9 77L11 80H13L12 79L13 74H11V72L13 73V68H15L14 61H16V58H15L16 54L14 53V46H8L7 47V45H4V44H6ZM33 42H34V44H33ZM133 42H135L134 45L136 47H138L137 51L140 49L139 52L136 51L135 46L133 49V44H132ZM145 42H148V43L146 44ZM53 43H57L58 45H56V46H59V44H61V46H62L61 49H60V46L58 47L59 48L58 49L55 46V44H53ZM97 43H98V45L101 43L102 46L99 45L100 46L99 47L97 45ZM50 44H52L53 46ZM191 44H193V46L190 48L189 46H191ZM21 45H22V47H20ZM63 45H64V47H63ZM104 45L107 47H103ZM150 45L151 46L156 45L157 47L153 48V46H152V48H150L149 47ZM174 45H176V46H174ZM203 45H205V46H203ZM25 47H30V48L26 49ZM42 47H43V49H42ZM102 47H103V49H102ZM171 47H172V49H171ZM229 47H231V48H229ZM21 48H23V49H21ZM99 48H101V49H99ZM105 48H106V50H105ZM169 48L171 50H169ZM44 49H46V50L44 51ZM53 49H56L58 51L63 49V51H59V53L62 54V55H59V56H61L60 58L58 57V59H57V56H58L57 52L58 51L57 52L56 51H50ZM81 49L83 51H81ZM132 49L135 50V52H133ZM35 50H38V52ZM101 50L102 51L104 50L106 53L103 51L104 54H101V53H103V52H101ZM107 50H109V51H107ZM172 50H176V52H174ZM49 51L52 53H50ZM21 52H23V53H21ZM47 52L50 53L49 57L45 56ZM54 52L56 54H54V56H53L52 54ZM151 52H152V54H151ZM171 52H172V54H171ZM243 52H245V53H243ZM25 53H26V55H25ZM133 53H135L136 55ZM137 53H139V54H137ZM173 53H174V55H173ZM126 54H127V57H125ZM163 54L165 55L164 57H163ZM47 55H48V53H47ZM166 55H167V57H166ZM177 55L179 57H181L180 59H182L183 56L185 55L184 58L187 59V62L184 60V58L180 62L178 60H176V59H179L178 57L177 58L175 57ZM8 56H11L10 57L11 59L8 58ZM32 56H34V59H35V56H37L39 58V59H37V57H36L37 62L35 60H33ZM43 56H45V58ZM173 56L176 59H174ZM53 57H55V59H53ZM46 58H48V59H46ZM49 58L50 59L52 58L51 59L52 62H50L51 60ZM9 59L11 62L9 61ZM42 59H44V61L45 60L46 61L43 62ZM62 59H63V61H62ZM114 59H115V63L113 64ZM172 59H174L175 61H173ZM7 60L9 62H7ZM53 60H56V61L53 62ZM64 60H66V61H64ZM203 60H205V63H202ZM58 61H60V62H58ZM157 61H158V64H157ZM182 61H185V63H186L185 65L188 66V70H187V66H182V67H186V69L182 68L180 66V63L182 65L184 63ZM66 62H69V63L67 64ZM129 62H130V64H129ZM175 62H178L177 65ZM230 62H231V64H230ZM51 63H53V66L51 65ZM154 63H155V65H154ZM172 63L177 66V68H175V70L177 69L176 70L177 72H178L179 66H180V70L181 69L182 70L178 73L177 72L174 73V71H175L174 67H176V66L175 65L173 66ZM33 65H35V67H33ZM65 65H68V66H65ZM127 65L129 67H127ZM61 66L63 68H61ZM97 66H98V68H97ZM68 67H69V69H68ZM170 67L171 68L173 67L172 70H174V71H172ZM99 68H102V69H99ZM165 68L166 69L170 68V71H172V72H170L168 69L166 70ZM8 69H9V72H8ZM62 69L66 72H64ZM67 69L70 71V73ZM87 69H89V70H87ZM194 69L197 70V72L194 71ZM42 70H44V69H42ZM126 70H128V71H126ZM164 70H166V72ZM229 70H230V72H229ZM115 71H117V70H115ZM96 72H97V74H96ZM112 72H114V74H112ZM129 72L131 75L129 74ZM134 72H135V74H134ZM226 72H228V74H226ZM2 73H3V75H2ZM168 73L169 74L173 73L175 76L173 74L169 75ZM179 73H180V75H179ZM199 73H200V75H199ZM110 74H111V76H110ZM137 74H139L140 76ZM189 74H190V76L193 75V77H196L194 82L195 81L197 82L200 78L202 79L201 82L204 84V87L207 86L209 96H212V99L200 96V92H201L200 90H202L201 89L202 84L199 83V85L195 84V85L187 86L186 81H184V80L181 81V79H183V78L188 79V77H190ZM196 74H198V76ZM132 75L135 77H132ZM143 75L144 76L146 75V77H143ZM108 76H110V77H108ZM113 76H112V78H113ZM161 80H162V82H161ZM179 80H180V83L182 85L181 87L179 85ZM149 81H150V83H149ZM160 82H161V84H160ZM182 82H184L185 84L184 83L182 84ZM129 83H130V85H128ZM131 83H132V85H131ZM126 86H129L130 88L129 87L126 88ZM183 86L184 87L187 86L185 88V90H184ZM152 87H153V89H152ZM135 88L138 89L136 92L137 97L135 96L136 94H134V95L132 94L133 92L135 93V90H136ZM150 88H151V90H150ZM129 89L131 90L130 92L128 91ZM182 89L184 90V93H186V95H184L182 93L183 92ZM124 90H126L130 93V94H128L129 96L135 97V98L130 97L131 102H130V100H127V98L129 99V96L125 94L126 91L124 92ZM132 90H134V91H132ZM145 90L146 91L148 90V91L146 92ZM155 90H157V91L155 92ZM161 90H163V92ZM164 90L165 91L168 90L170 93H173L174 99L170 98L172 95H169V92H168V95L170 96L169 97L167 95V92L165 93ZM113 91L111 93H113ZM115 92L117 95H119V93H123V95H126V96L122 95L124 99L126 98V100L124 101V99L122 98L121 95H119L120 97L117 96L115 94ZM174 92L177 95H175ZM180 92L182 93V95H179ZM156 94H157V96H156ZM163 94L165 96H162ZM113 96L115 97V99ZM186 96H188L187 99L188 98H190V99H188V100L184 99V98H186ZM167 97L169 100L170 99L171 100L165 104L162 102V104H163L162 105L160 102L163 101V99H167ZM121 98H122L123 102L119 101V100H121ZM133 98L135 99V101ZM137 98H139V99H137ZM160 99H161V101L159 102L158 100H160ZM181 99H183V101ZM105 100H106V102H109V103L104 102ZM115 100H118L119 102L117 101V103H115L116 102ZM138 100H139V102H137ZM146 100L147 101L150 100V101L147 102ZM127 101L130 103H128ZM132 101L135 105L134 108L132 106L130 108V104L133 105ZM157 101L159 102L158 106L156 103ZM187 101H189V102L187 103ZM103 102L105 104H103ZM182 102L184 103V105H181ZM122 103H123V105H122ZM154 103H155V105H154ZM93 104L95 105V107ZM113 104L115 106L116 105L117 106L115 107ZM127 104H128V106H127ZM144 104H145V106H144ZM110 106H112L113 108ZM154 106L161 108V109H159V108H157V109H159L162 114H164V112L166 114H164V116H162L160 111L158 114L157 113L158 110L155 109L156 107H154ZM166 106L169 109H167ZM87 107L88 108L91 107V108L88 109ZM164 107H166V108L164 110H162ZM115 108H116V110H115ZM125 108L127 109V111ZM140 108H142V109H140ZM102 109H104V110H102ZM109 109H111V110H109ZM130 109H131V111H130ZM147 109H149V110H147ZM112 110L116 111V113L114 111L112 112ZM122 110H123V113H122ZM105 111H107V112H105ZM117 112H119L120 115H118L119 113H117ZM148 112H147V114H149ZM132 113H134V114H132ZM84 114H86V115L84 116ZM121 115H122V117H120ZM107 117L109 118V120ZM122 118H123V120H122ZM136 118H138V121H136L137 120ZM118 119H119V122L117 121ZM129 119L131 121L135 120L136 122H133V121L131 122ZM156 119H158L159 121L157 122ZM105 120H107V121H105ZM102 121H103V123H102ZM180 121H178V123ZM112 123H113V125H111ZM101 124H103V127H100V126H102ZM151 125H153V126H151ZM145 126H147V128H148V125L145 124L144 127ZM108 127L111 129H107ZM154 127L157 128V131H156V128H154ZM99 128H101V129H99ZM150 128H148V129H150ZM103 130L105 131V133ZM106 130H108V131H106ZM109 130H110V132H109ZM113 130H116L115 133L111 132ZM100 132L101 133L103 132V133L99 136ZM108 132H109V135H110V133H112V135L109 136V139L112 136L113 139L115 138L114 140L110 139V141H109L107 139L108 135L106 136V134ZM116 132H118V133H116ZM91 142H94V144ZM99 142H98V144H99ZM106 142H107V144H106ZM106 146H108V150H107ZM112 146H113V148L116 147L119 150H116V148H114V149H112V151H109V150H111ZM96 147L98 148L99 151L97 150ZM100 150H103V151L106 150V152L108 151L109 153L104 152L101 155L102 151H100ZM162 151H164V152H162ZM89 152H91V153H89ZM95 152H96L95 155L100 154L99 156H97V158L95 157V155L92 156V154ZM113 152L115 153L114 155H116V156L113 155ZM86 155H89L90 157L89 156L86 157ZM110 156H113V157H110ZM81 157L84 159H81ZM85 158L86 159L89 158V160H90V158L91 159L93 158V160H90V162H89V160H85ZM101 158L105 159V160H101ZM2 161H5V159L0 161V169H1V171H0V183H1L0 184V201L2 204L5 205L4 208H6L7 210L4 208L2 210V208L0 206V209H1L0 210V215H1L0 216V226H1L0 228H2L5 225V228L4 227L3 228L6 229V227L8 225H10L11 222H13L15 224V227H14V224H11V225H13V228H16V229L18 228L17 230H20L19 228H21V231H22V229L24 228L25 225L26 226L31 225L30 221L35 220L37 222L38 220H40L39 216L40 215L42 216L43 210H40L41 212L39 210H36L39 208V207H36L37 206L36 203L39 200L38 193H36L37 196L35 194V196L34 197L32 196L33 197L32 198L31 195H33L35 193L34 189L29 184L24 183V185H23V183L20 184V183L16 182L15 184H17V185L19 184V186H17V189H18V187L23 185L20 188V190H18V191H20L19 193L21 194V199H23L25 197V195L29 194L28 189H25V188H27V186H28V188H29V186L31 187V189L29 188V190L32 193L29 194L30 195L29 198H27L28 195L26 197L28 200L30 199V201L28 202V200L24 198L26 201L21 200V202H20V198H18V195L20 197V194L17 192V189L15 187L16 185H13V186L11 185L12 186L11 187L9 184V182H10L9 179L10 178L12 179V176L10 174L5 175V174H7L6 172L9 171L8 170L9 167H5L6 164H5V162H2ZM91 161H93L94 163H92ZM11 164H13V163H11ZM86 164H84V165L86 166ZM179 164H183V165L179 166ZM145 166H147V165H145ZM4 168H6V170H4ZM150 169H148V170H150ZM4 171H6V172H4ZM155 173L157 174L158 178L157 177L155 178ZM5 176H6L7 180H6ZM35 176H38V175L36 174ZM3 177H4V179L1 180V178H3ZM161 178L163 180L165 178L164 182H163V180H161ZM1 185L4 188H2ZM24 186H25V188H23ZM7 188H9V189H7ZM10 188H11V190H10ZM51 188H53L52 185H51ZM4 189H5V191L9 190L11 192L10 193L11 195L8 192L1 191ZM21 189H24L25 191L21 190ZM12 191H13V193H12ZM22 191L25 192L24 196L22 195L23 194ZM26 192H28V193H26ZM8 194H9V197H8ZM12 194H14V195H12ZM6 195H7V198H6ZM22 196H23V198H22ZM11 197H14V198H11ZM3 198H4V200H3ZM35 198H36V200H35ZM5 201H7V202H5ZM25 202H27V203L23 204ZM16 205H17V207H16ZM28 205H31V206L28 207ZM23 206L25 208H23ZM11 209L13 210V212ZM14 210H15V212H14ZM35 210H36L37 214H36ZM29 211H30V213H29ZM31 211L33 212L34 215H32L30 217L28 215L32 214ZM1 212L3 215L1 214ZM7 212H10V214ZM20 212H22V214ZM13 213H15L16 215ZM35 214L37 215L36 217L39 218L38 220L36 217H34ZM11 215H14V216H11ZM17 215H18V218H16ZM165 215H166V217L168 216L167 213ZM8 216L13 217V218H9ZM29 217H30V220H29ZM33 217L35 219H31ZM193 217H194V220H193ZM76 218L78 221L79 216L78 217L76 216ZM168 218H169V216H168ZM2 219H5V220H2ZM18 219L20 221H22V223L19 222ZM25 219L28 221L27 223H29V225H27V223L25 222L26 221ZM195 219H196V221H195ZM209 221L213 225V230H212L211 234H210V224L207 225V222H209ZM6 223H9V224H6ZM18 223L21 225V227H19L20 225ZM1 224H3V225H1ZM16 226H18V227H16ZM3 228L0 229L1 232L3 231L1 235H4L5 230ZM169 229H170V231L172 230L170 238H167V236L164 237L163 233L167 232V230H169ZM200 230H202V229H200ZM182 233H183V235H182ZM195 233L198 235V234H200V231L196 230ZM1 235H0V237H1L0 238V262H1L0 264H3L5 262H7L9 264H20L21 262L19 263L18 261L13 262V260L10 259L9 256L7 255V249H3V248H8V246L11 245V242L8 240H7L8 242H6L5 239H4L5 241L1 240L4 238ZM1 242L3 244H1ZM163 242H165V244ZM8 243H10V245ZM161 245H162V248L160 247ZM154 247H156V245L152 246V248H154ZM145 249L147 251H149V249H151V246H146ZM182 258H183L182 256H178L176 258L177 259L176 261L180 262ZM39 262L41 263L42 260H39ZM163 263L165 264L164 260H163ZM22 264H25V263L22 262Z\"/></svg>",
    "mask_w": 264,
    "mask_h": 264
}]
</instances>
